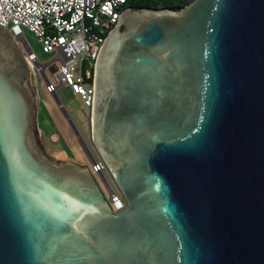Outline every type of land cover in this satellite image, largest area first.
I'll list each match as a JSON object with an SVG mask.
<instances>
[{"label": "water", "instance_id": "95a60500", "mask_svg": "<svg viewBox=\"0 0 264 264\" xmlns=\"http://www.w3.org/2000/svg\"><path fill=\"white\" fill-rule=\"evenodd\" d=\"M32 91L0 26V264H264V0L124 12L92 114L121 210L44 155Z\"/></svg>", "mask_w": 264, "mask_h": 264}, {"label": "built area", "instance_id": "2783aa9c", "mask_svg": "<svg viewBox=\"0 0 264 264\" xmlns=\"http://www.w3.org/2000/svg\"><path fill=\"white\" fill-rule=\"evenodd\" d=\"M129 0H0V26L10 30L22 49L33 78L41 77L48 94L58 98V87L46 76L55 69L65 87L80 99V106L93 114L97 90V67L105 42L120 26ZM23 29L38 39L43 53L52 55L40 63L24 38ZM87 170L96 178L107 167L100 158ZM106 177V176H105ZM97 179V178H96ZM119 190L108 199L114 211L125 203ZM121 195V196H120ZM121 202L122 206L118 203Z\"/></svg>", "mask_w": 264, "mask_h": 264}, {"label": "rangeland", "instance_id": "374dc122", "mask_svg": "<svg viewBox=\"0 0 264 264\" xmlns=\"http://www.w3.org/2000/svg\"><path fill=\"white\" fill-rule=\"evenodd\" d=\"M23 33L39 62H48L52 55L43 53L42 46L34 34L26 29H23ZM46 76L58 87V96L64 105V109L60 106L58 98L46 92L43 79L41 77L33 78L32 86L36 104L34 127L37 144L44 155L57 165L74 164L79 168H91L92 160L100 159L93 142L92 115L80 106V99L75 97L68 88L59 87L60 81L56 73L47 69ZM64 110L75 123L80 133L79 138L69 125ZM105 176L110 188L117 191L118 189L108 171L105 172ZM96 178L105 196L109 199V187L103 183L100 177Z\"/></svg>", "mask_w": 264, "mask_h": 264}, {"label": "trees", "instance_id": "16d2710c", "mask_svg": "<svg viewBox=\"0 0 264 264\" xmlns=\"http://www.w3.org/2000/svg\"><path fill=\"white\" fill-rule=\"evenodd\" d=\"M194 0H129V4L133 7H146V8H172L181 10Z\"/></svg>", "mask_w": 264, "mask_h": 264}, {"label": "flooded vegetation", "instance_id": "af4514ba", "mask_svg": "<svg viewBox=\"0 0 264 264\" xmlns=\"http://www.w3.org/2000/svg\"><path fill=\"white\" fill-rule=\"evenodd\" d=\"M130 8H132L133 6L129 5ZM30 80H31V83H32V72H31V68H30ZM26 88L30 89L28 85H26ZM31 90V89H30ZM33 92V91H32ZM95 160H92V162H94ZM91 162V163H92Z\"/></svg>", "mask_w": 264, "mask_h": 264}]
</instances>
